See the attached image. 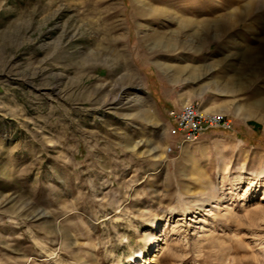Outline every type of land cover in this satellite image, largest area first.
<instances>
[{
    "label": "rangeland",
    "instance_id": "1",
    "mask_svg": "<svg viewBox=\"0 0 264 264\" xmlns=\"http://www.w3.org/2000/svg\"><path fill=\"white\" fill-rule=\"evenodd\" d=\"M250 1L0 0V264H264V0L182 24ZM185 103L229 128L183 142Z\"/></svg>",
    "mask_w": 264,
    "mask_h": 264
},
{
    "label": "bare ground",
    "instance_id": "2",
    "mask_svg": "<svg viewBox=\"0 0 264 264\" xmlns=\"http://www.w3.org/2000/svg\"><path fill=\"white\" fill-rule=\"evenodd\" d=\"M254 3H255V0H251L247 4L241 7L235 8L233 11L227 14H221L214 18L203 17L199 21L193 20L191 18H185L183 19L182 24L187 25V26L198 25L199 29H201V31H204L205 35L210 36V34H212L214 36L220 37V35H224L227 32L231 31L236 26V24L241 20V18L249 14L252 11ZM243 55L249 62V68H250L251 74L253 73L254 75H257L259 73V70L262 68V66H264V43L257 47H251V48L245 49V51L243 52ZM260 71H262V69ZM242 80H243L242 77H239V79H236V78L233 79L232 82L236 84L237 90H243L245 88L244 82ZM252 81L253 79H247V82L249 83H251ZM261 92H264V91H261ZM261 92L254 89L255 95L262 94ZM117 102H122V101L120 98H118ZM250 105L251 107H248L249 109H247V111L245 110L246 108L244 109L247 112V115H253L256 112L253 109V107L264 108V97H260V98L253 100L252 102H250ZM214 114L216 115V113ZM143 234H146V233H143ZM156 246H159V244H156L155 247ZM138 257L139 258L135 261L136 264H151L152 262V258H146L143 255V252L141 251H138Z\"/></svg>",
    "mask_w": 264,
    "mask_h": 264
},
{
    "label": "built area",
    "instance_id": "3",
    "mask_svg": "<svg viewBox=\"0 0 264 264\" xmlns=\"http://www.w3.org/2000/svg\"><path fill=\"white\" fill-rule=\"evenodd\" d=\"M168 115L172 122L170 133L180 136L182 141L194 140L209 130H226L230 126V120L225 114L204 113L192 103H185L178 109H171Z\"/></svg>",
    "mask_w": 264,
    "mask_h": 264
},
{
    "label": "crops",
    "instance_id": "4",
    "mask_svg": "<svg viewBox=\"0 0 264 264\" xmlns=\"http://www.w3.org/2000/svg\"><path fill=\"white\" fill-rule=\"evenodd\" d=\"M210 131V130H209ZM205 133V132H204ZM184 142V141H183Z\"/></svg>",
    "mask_w": 264,
    "mask_h": 264
}]
</instances>
